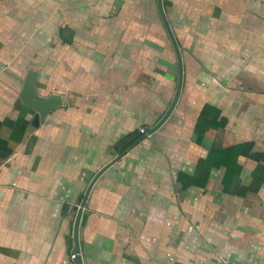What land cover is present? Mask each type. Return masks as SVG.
Listing matches in <instances>:
<instances>
[{
  "label": "crops",
  "instance_id": "crops-1",
  "mask_svg": "<svg viewBox=\"0 0 264 264\" xmlns=\"http://www.w3.org/2000/svg\"><path fill=\"white\" fill-rule=\"evenodd\" d=\"M10 1L5 12L0 0V264H264V184L244 195L240 189L264 162V17L253 13L264 0H161L182 56L181 91L153 136L126 150L131 140H121L164 115L163 102L155 98L149 111L150 96L141 95L142 83L160 82L147 71L149 50L159 48L149 37L165 39L161 50L175 53L158 0H101L110 7L103 14L65 28L71 42L61 27L60 42L41 46L36 24L13 23L21 0ZM32 1L40 20L48 4L68 0ZM161 66L175 68L161 75L176 89L177 58ZM30 70L39 95L63 100L37 128L19 99ZM206 105L219 111L221 125L198 142L194 128ZM239 144L248 147L234 159L239 172L228 187L223 166L211 169L205 187L178 182L209 153ZM120 150L89 191L72 260L84 193Z\"/></svg>",
  "mask_w": 264,
  "mask_h": 264
},
{
  "label": "rangeland",
  "instance_id": "rangeland-1",
  "mask_svg": "<svg viewBox=\"0 0 264 264\" xmlns=\"http://www.w3.org/2000/svg\"><path fill=\"white\" fill-rule=\"evenodd\" d=\"M82 6L83 4V9L78 7ZM81 4V5H80ZM60 3H50L48 4V7L45 9L46 11H44L42 9L41 12H43L44 14L46 13L48 18H42L43 13H41V17L40 20L39 19H35V15L36 13L39 14L40 11H38L36 4H34V2L32 0H21L19 3V19L18 20H13V23L15 24L16 22H18L20 29L25 28V30L28 28V26L30 25H35L38 27L37 28V32H41V34H38L37 36V40L35 41L37 43V46H41V43H44L47 38H50V42H52L51 44H55L57 42H60V40L58 39V35H59V31L60 28L64 27V28H76L78 26H82V24L86 21V20H90V16H92L91 14L96 13V14H103L104 11H106L109 7L108 2H102L101 0H94L91 1L89 0V2H87L86 0H83V2L80 3V0H68L66 3L63 4ZM36 7V8H35ZM86 7V8H85ZM246 7L247 10L246 11ZM256 10L253 11V13L257 12L259 13L260 17H264V3L259 5V8L255 7ZM4 10L6 11H11V1H6L4 2ZM243 10L245 11V13L243 14L244 17V22L246 21H251V3H245L243 4ZM15 11V10H14ZM243 11V12H244ZM44 19V20H43ZM61 19V20H60ZM46 20V21H45ZM40 21V22H39ZM5 25L7 23H11V19H5L4 20ZM43 23V24H42ZM48 23V26H47ZM248 26L249 23H248ZM53 31L54 35L48 34V31ZM47 32V33H45ZM23 35H27V33L23 34ZM30 36H32L30 34ZM52 36H56L57 38H51ZM165 38V37H164ZM161 40H156L154 37L150 36L148 42L151 44H157V46L159 47L157 50H149L148 55H147V71L148 74L150 75H157V79L158 81H160L158 84L157 82L155 83H150L149 80L147 81V84L142 83V93L141 95H144V90L147 91V93L149 94V107L148 110L151 111V109H154V105L151 106V104H153L152 102L155 100V98H157L158 104L159 102H163L164 105V113L166 112V110L168 109L174 93H175V87H172V83H170V80H166L167 78H165L164 76L161 75L162 71L166 72V77L167 76H172L173 74H175V68L167 70L165 68H163L161 66L163 60L166 62H169L173 59L176 60L177 56L175 57L173 51H167L165 52L164 50L162 51V45L163 42L165 43V39H162V43H159ZM131 42L134 45H136L137 43H139V39H135L134 37L131 39ZM158 42V43H157ZM44 48V47H43ZM53 55L55 56V58H58L59 56L57 55L59 52L55 51L54 49L52 50ZM181 55V52H180ZM182 57V56H181ZM140 57H138V55L136 57H134V59L139 60ZM139 63V62H138ZM139 69L138 67H134L133 68V72H132V82H133V89L136 86V82L138 81V74H139ZM157 84V87H155ZM172 84V85H171ZM44 87L43 86V82H41V88ZM44 91V90H43ZM137 92V91H136ZM134 93V92H133ZM152 94V96L150 95ZM75 101V100H73ZM157 103V102H156ZM157 107L155 106V109ZM151 120V119H150ZM140 131V130H139ZM142 136H144V138H150L148 137V135H146L145 133H141L139 132ZM153 135H151L152 137ZM75 216H73L74 218Z\"/></svg>",
  "mask_w": 264,
  "mask_h": 264
},
{
  "label": "trees",
  "instance_id": "trees-1",
  "mask_svg": "<svg viewBox=\"0 0 264 264\" xmlns=\"http://www.w3.org/2000/svg\"><path fill=\"white\" fill-rule=\"evenodd\" d=\"M221 125L219 120V111L210 106H204L202 109L199 119L195 125L194 131L197 134V141L200 142L202 139L203 133L207 128H218ZM143 134V133H142ZM142 135H138L137 132L129 134L125 139L120 141V145L126 144L129 140L130 143L124 146L123 150L136 144ZM247 144H239L222 151L211 152L206 157L204 163L197 164L194 168L193 174L187 173H178V182L181 183L183 187H205L207 183V176L211 169H219L221 166L225 167V177L224 183L225 187H228L231 183V178L234 173L239 172V167H236L234 159L238 157L239 154H244L247 149ZM258 156L260 154H257ZM261 160H264V157L260 156ZM264 184V162H261L258 167L255 169L253 174V180L250 186L241 187L242 195L247 192L253 191L257 192Z\"/></svg>",
  "mask_w": 264,
  "mask_h": 264
},
{
  "label": "water",
  "instance_id": "water-1",
  "mask_svg": "<svg viewBox=\"0 0 264 264\" xmlns=\"http://www.w3.org/2000/svg\"><path fill=\"white\" fill-rule=\"evenodd\" d=\"M158 6L160 8V14L162 15V20L164 22V25L166 27L167 33L169 35V38L173 44L176 56H177V61H178V80H177V86L175 89V93L173 96V99L162 116V118L153 126V127H148L145 128L146 135L151 136L156 132L162 125L163 123L169 118L171 115L172 111L174 110L176 103L178 101L180 91H181V85H182V79H183V68H182V63H181V55L178 50L177 44L173 38V34L171 33L170 27L167 23V20L164 16L162 7H161V0H158ZM62 37L64 38L65 41L71 42L72 37H73V31L70 29H63L62 30ZM36 76L37 73L33 70L28 71L26 78L24 80V84L21 88L19 99L22 104L30 108L34 112L33 120H32V125L37 128L40 124H42L47 115L54 110L55 108L61 106L63 104V100L61 96L57 94H50L49 96L43 97L38 94L37 89H36ZM123 155V152L120 150L118 155L107 165H105L101 170L94 176L92 179L91 183L89 184L86 192L84 193L83 199L80 203V206L78 208L75 221H74V230H73V235H74V249L73 253H79V244H78V227H79V221L81 218L82 210L85 206L89 191L94 184V182L97 180V178L113 163H115L118 159H120ZM78 264L80 263V260H76Z\"/></svg>",
  "mask_w": 264,
  "mask_h": 264
},
{
  "label": "built area",
  "instance_id": "built-area-1",
  "mask_svg": "<svg viewBox=\"0 0 264 264\" xmlns=\"http://www.w3.org/2000/svg\"><path fill=\"white\" fill-rule=\"evenodd\" d=\"M140 132H141V133H145L146 131H145V129H141ZM70 258H71L72 260H75V259L77 258V254L72 253L71 256H70Z\"/></svg>",
  "mask_w": 264,
  "mask_h": 264
}]
</instances>
